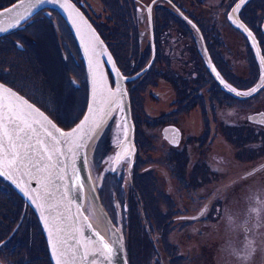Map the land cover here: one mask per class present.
<instances>
[{"label": "flooded vegetation", "instance_id": "af4514ba", "mask_svg": "<svg viewBox=\"0 0 264 264\" xmlns=\"http://www.w3.org/2000/svg\"><path fill=\"white\" fill-rule=\"evenodd\" d=\"M74 1L97 30L101 26L95 11H100L98 16L102 14L115 24L111 37H107L104 31L99 33L125 77L133 144L119 150L127 125L123 109L117 107L109 122L118 120L123 123V129L119 128L121 135L111 141L112 134L102 130L91 148L97 156H93L96 165L93 167L102 172L106 170L105 175L114 177L115 183L119 184H115L117 187L112 198L130 204L139 198L142 202L161 205L158 210L150 212L146 209L144 212L142 227L147 232L145 234L171 235L181 239L190 235L195 239L199 231L200 236L209 239L210 243L209 234L212 235L215 220L221 222L224 217L231 229L232 222L239 216L238 212L229 211V207L226 211V202L253 198L249 216L239 223L245 234L257 233L264 214V174L261 173L264 160L259 158V162L244 173L246 176L240 182L241 193L232 196L231 188L226 193H215L214 187L223 180L231 158L244 161L245 154L249 158L264 155V0H248L243 4L238 11L239 26L229 19L238 0L222 1L226 11L225 18L220 19L221 25L206 13L205 9L214 4H205V9H199L202 5H198V0H100L97 7L91 0ZM209 11H213L212 8ZM55 13L62 16L47 7L32 19L36 22L39 20L37 16L51 18ZM56 24L65 32L62 57L68 60L72 57L77 62V69L74 68L73 72L78 78L69 73L67 79L69 76L73 85L82 88L87 104L89 74L80 48L65 20L59 19ZM26 26L13 28L4 35L27 37L22 32ZM225 26L236 30L239 35L236 50L229 49L225 35L220 34V28ZM122 52L126 55L125 62L121 60ZM107 72L114 86V74L109 67ZM1 81L44 109L16 86ZM252 89L257 91L252 92ZM111 128L113 133L114 123ZM217 138L222 140L216 150L211 145ZM225 145L234 147V157H229ZM107 153L112 159H108ZM259 171L258 176L262 177L252 179ZM149 176L152 181L146 184L145 178ZM0 186L16 197L19 207L27 210L30 218L38 220L31 206L8 181L0 178ZM257 186L262 188L255 191ZM240 187H236V191ZM145 191H148L147 195ZM117 201L115 213L123 217L128 211H119ZM109 213L122 231L131 233L137 223V214L133 217L132 210L129 211L122 225L118 218H114L113 211ZM5 239L0 240V246ZM252 239L249 237L248 248L254 251L257 240ZM128 245L126 243L127 256L133 264ZM175 245L182 246L181 240L178 239ZM257 254L254 252L252 259Z\"/></svg>", "mask_w": 264, "mask_h": 264}, {"label": "rangeland", "instance_id": "374dc122", "mask_svg": "<svg viewBox=\"0 0 264 264\" xmlns=\"http://www.w3.org/2000/svg\"><path fill=\"white\" fill-rule=\"evenodd\" d=\"M16 1L0 0V9ZM91 1L95 3V6L100 4V0ZM210 1L211 3L209 4V0H198V5H202L199 9H203L205 4L212 5L213 3L214 5L211 6L213 11H209L211 8L204 9L207 11V15L212 17L213 21L215 19L221 25L222 20L220 19L221 17L225 18L226 11L221 5L223 0ZM53 10L57 12L56 9ZM208 12L213 14L209 15ZM95 13L96 20L101 26L98 31H104L107 37H111L115 24L111 20L104 18L102 14L98 16L100 11L98 13L95 11ZM55 14L57 15V13ZM55 14L51 18L46 15L37 16L36 19L39 20L36 22H33V19L30 21L27 19L19 25L20 28L27 25L25 27L26 30H22L27 37L0 36V79L16 86L30 98H33L35 102L49 112L60 126L70 128L83 116L88 103H84L82 88L73 85L69 76L67 79V74L69 75V73L78 78L73 72L74 68L75 70L77 69V62L74 61L75 58L70 57L71 60H68L62 57L61 46L66 45L63 41V33L65 32L63 28H58L56 23L63 17L61 16V18ZM41 18L46 20H40ZM100 19H103V21ZM220 29L222 31L220 34L225 35L224 40L227 47L236 50L239 42L237 31L227 26ZM15 39L17 40L15 41ZM125 57L126 55L122 52L121 60L123 62L126 61ZM113 123L115 128L112 133L111 126ZM119 128L123 129V123L114 120L113 122H108L103 131L107 130L108 134H112V141L113 139H118L121 135ZM221 140L222 138H217L211 148H216L217 150L219 147L218 143H221ZM109 147L111 148L110 144ZM225 148L229 153V157H234V147L225 145ZM155 152L158 153V150L155 149ZM90 156L89 160L93 171L92 178L94 177L97 188L100 191V193L98 192L99 195L101 197L103 195L100 198L106 209L108 208L110 212L113 211L114 218H118L122 225L126 222L124 218L127 219L129 211L132 210L133 217L137 214V223L135 224L137 232H135V225L131 233L123 231L124 242L128 243L131 249L133 264H264V214L261 216V223L258 225L257 233L249 232L245 234V230L242 229L241 223H239L241 219L249 216L250 206L255 199L245 198L242 201L233 199V201L226 202V211L229 207V211H236L239 216L232 222L234 226L231 229L224 217H222L221 222L217 221L218 224L215 220L212 235L209 234L211 243L206 237L200 236L199 231L195 239L191 238L190 235H186L187 239H181L171 235L168 237L159 234H157L158 236L145 234L147 232L142 227L144 212H146V209L150 210V212L158 210L161 205L152 203V201L142 202L139 201V198H136V202L132 204L116 200L119 211H128L123 217L118 216L115 213L116 201L112 198V193L119 184L115 183L114 177L105 175L106 170L102 172L98 171V167H93L95 165L93 164V156H97L93 152H90ZM107 156L108 159H112V156L108 153ZM245 156L246 160L244 161L231 158L230 163L227 164V171L223 180L214 187L215 193H226L229 188H231L230 195L232 196L241 193L240 182L246 176L244 173L257 164L259 158L264 160V155L254 158H249L248 154H245ZM149 163H152V160ZM261 173L264 174V170ZM258 175H260V171L253 174L254 177L252 179L262 177ZM151 179L150 176L146 177V184L148 181H152ZM236 187H240V189L236 191ZM261 188L257 186L254 190ZM121 192L123 193L124 191L122 190ZM147 193L148 191L144 194L147 195ZM16 200V197L12 194L10 195L0 186V240L6 238L5 242H3L4 244L0 246V264H52L47 242L37 218H30L28 211H25L21 206L19 207ZM91 205H93L92 201L87 206V211L91 209ZM95 211L97 212L98 210L96 209ZM226 225L227 227H225ZM249 237H253L252 241L257 240L254 251H252V248H248ZM178 239L181 240L182 246L175 245ZM212 240L214 243H212ZM260 240L262 243L259 244ZM254 252L258 254L256 258L252 259Z\"/></svg>", "mask_w": 264, "mask_h": 264}, {"label": "water", "instance_id": "95a60500", "mask_svg": "<svg viewBox=\"0 0 264 264\" xmlns=\"http://www.w3.org/2000/svg\"><path fill=\"white\" fill-rule=\"evenodd\" d=\"M247 1L238 0L229 13V19L236 26H239L240 22L238 11ZM44 7L59 11L79 42L89 74V101L79 121L70 128H63L42 108L0 81V84L27 101V105L21 107L25 117L37 130L36 135L51 148L54 141L46 135L45 130L51 131L60 140L59 149L63 153V155L53 154L52 160L46 161L50 167L40 172L30 165L8 166L5 155L4 160L0 161V172L25 197L38 215L52 264H57V261H60V264H129L122 231L105 208L87 162L93 142L116 107L123 109V117L127 125L119 150L133 144V123L125 77L119 71L111 51L97 29L73 0H44L43 3H40V0H17L0 9V27L7 29L0 31V36L21 25ZM107 66L114 74V86L111 85ZM4 103H8V100ZM13 103L18 102L13 100ZM32 109H38L39 112ZM7 116V109H4V122L11 131ZM86 117L87 123H85ZM82 124L83 127L76 133L74 142L65 141L61 136V132H72ZM32 142L35 144V139ZM3 143L8 144L7 137L4 138ZM85 190L90 193L92 203L102 214L109 230V237L89 227L90 223L83 209L87 199ZM78 241H82L83 244H78ZM104 244H108L114 251L108 253L103 248Z\"/></svg>", "mask_w": 264, "mask_h": 264}, {"label": "snow or ice", "instance_id": "6c2138e0", "mask_svg": "<svg viewBox=\"0 0 264 264\" xmlns=\"http://www.w3.org/2000/svg\"><path fill=\"white\" fill-rule=\"evenodd\" d=\"M43 2L44 0H40V3ZM9 11H11V9H9ZM6 30L7 29L0 27V31ZM255 91H257V89H252V92ZM249 94L251 93H245V95ZM5 100H8V103H4ZM13 100L18 103H13ZM21 105H27V101H24L22 97L17 96L11 89H8L4 85L0 84V161H3L4 156L7 155L6 163L8 166L30 165L31 168L35 169L37 172L44 171L50 167V164L46 163V161L50 162L53 154L59 153L60 155H63L59 149V144L61 142L51 131L47 130H45L46 135L51 137L54 141L51 148L44 140L40 139L36 135L37 130L25 117ZM28 107L32 108L31 105H28ZM4 109H7L8 112L7 120L8 124L11 125V131H9L8 125L4 122ZM32 110L37 113L39 112L38 109ZM39 115L43 116L42 113H39ZM44 119L47 120L46 117H44ZM87 120L88 118L86 117L85 123H87ZM36 123H39V121H36ZM41 127H43L42 124ZM82 127L83 124L77 129H73L72 132H61V136L65 138V141L74 142L76 133L80 131ZM57 131H59V129H57ZM5 137L8 139L7 145L3 143ZM33 139H35V144L32 142ZM0 175H3V173L0 172ZM89 227H91V225H89ZM101 240H103L102 237ZM77 243L83 244L82 241H78ZM53 247L55 248V245H53ZM103 248L108 253H112L114 251V249L108 244H104ZM57 264H60V261H57Z\"/></svg>", "mask_w": 264, "mask_h": 264}, {"label": "bare ground", "instance_id": "6f19581e", "mask_svg": "<svg viewBox=\"0 0 264 264\" xmlns=\"http://www.w3.org/2000/svg\"><path fill=\"white\" fill-rule=\"evenodd\" d=\"M71 30V29H70ZM72 32V31H71ZM73 34V33H72ZM75 37V36H74ZM75 40L76 42L78 43L79 45V42L77 41L76 37H75ZM108 67V66H107ZM90 157L91 156H87V162L89 163V167H90V173H92V167L90 165ZM85 195H86V200L84 202V206H83V209H84V215L86 216L88 222L90 223L91 227L96 230L98 233L104 235L105 237H109V230H108V227L106 225V223L104 222V218L102 216V214L99 212V211H95L96 207L95 205H91V209L89 211H87V206L89 205V203L91 202V199H90V193H88L86 190H85ZM93 209V210H92ZM36 213V212H35ZM37 215V214H36ZM38 217V215H37Z\"/></svg>", "mask_w": 264, "mask_h": 264}]
</instances>
